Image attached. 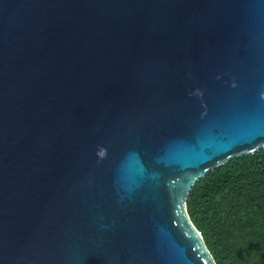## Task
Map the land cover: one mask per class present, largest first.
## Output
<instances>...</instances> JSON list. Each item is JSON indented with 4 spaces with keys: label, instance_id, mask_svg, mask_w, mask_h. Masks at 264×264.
<instances>
[{
    "label": "water",
    "instance_id": "95a60500",
    "mask_svg": "<svg viewBox=\"0 0 264 264\" xmlns=\"http://www.w3.org/2000/svg\"><path fill=\"white\" fill-rule=\"evenodd\" d=\"M264 148V0H0V264H216L187 200Z\"/></svg>",
    "mask_w": 264,
    "mask_h": 264
},
{
    "label": "trees",
    "instance_id": "16d2710c",
    "mask_svg": "<svg viewBox=\"0 0 264 264\" xmlns=\"http://www.w3.org/2000/svg\"><path fill=\"white\" fill-rule=\"evenodd\" d=\"M187 209L216 264H264V148L207 173Z\"/></svg>",
    "mask_w": 264,
    "mask_h": 264
}]
</instances>
